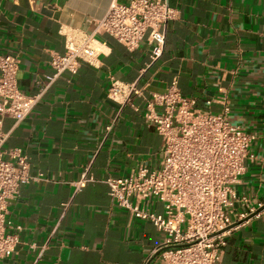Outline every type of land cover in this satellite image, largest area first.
Returning a JSON list of instances; mask_svg holds the SVG:
<instances>
[{"label":"crops","instance_id":"obj_1","mask_svg":"<svg viewBox=\"0 0 264 264\" xmlns=\"http://www.w3.org/2000/svg\"><path fill=\"white\" fill-rule=\"evenodd\" d=\"M116 1L128 3L0 0V54L19 55L24 93L45 89L24 122L14 128L11 119L5 122L12 130L6 146L23 148L32 173L45 180L24 185L10 204L8 221L20 245L0 264H148L163 244L165 235L114 205L105 185L141 165L158 169L163 147L145 122L142 98L122 111L108 100L110 76L138 81L146 95L164 92L177 78L183 96L214 114L223 111L216 101L225 98L231 122L252 137L255 156L235 188L238 199L264 206V0H168L179 17L167 27L162 57L143 76L151 51L145 42L129 52L100 35L104 55L99 68L82 64L76 75L51 82L52 56L66 50L62 29L92 32ZM88 166L95 182L77 191L75 183ZM154 208L163 210L158 203ZM235 209L246 211L239 202ZM223 263L264 264V218L233 232ZM152 264H162L161 258Z\"/></svg>","mask_w":264,"mask_h":264},{"label":"built area","instance_id":"obj_2","mask_svg":"<svg viewBox=\"0 0 264 264\" xmlns=\"http://www.w3.org/2000/svg\"><path fill=\"white\" fill-rule=\"evenodd\" d=\"M178 17L179 11L168 0L116 1L103 19L95 21L92 32L62 29L66 50L52 56L54 74L49 79L76 75L82 64L99 68L104 55L100 35L110 36L129 52L145 42L151 51L143 76L162 57L167 27ZM20 65L19 55L0 54V262L14 256L20 245L8 221L10 204L19 199L24 185L45 180L44 175L32 173L23 148L6 146L12 133L6 129V120L14 122L13 128L24 122L45 91L28 95L20 89ZM109 82L107 98L121 111L134 107L135 98L145 101V122L163 140L158 169L141 165L128 177L106 180L112 202L165 235L156 251L162 264H224V250L233 232L264 218V208L260 211L262 207L247 199L239 201L235 189L246 173V163L255 159L252 137L231 122L225 98L216 101L223 106L219 114L198 109L194 99L183 96L177 78L164 92L149 95L138 81L124 83L110 76ZM114 125L113 121L106 128L107 134ZM90 170L88 166L75 183L77 191L95 182ZM238 202L245 212H237ZM156 203L162 206L161 213L155 210ZM69 206L63 205L64 212Z\"/></svg>","mask_w":264,"mask_h":264},{"label":"water","instance_id":"obj_3","mask_svg":"<svg viewBox=\"0 0 264 264\" xmlns=\"http://www.w3.org/2000/svg\"><path fill=\"white\" fill-rule=\"evenodd\" d=\"M264 207H262L261 209H260V211L263 209ZM159 256V253H157L150 261H149V263L148 264H152V262L154 261V259L156 258V257H158Z\"/></svg>","mask_w":264,"mask_h":264}]
</instances>
